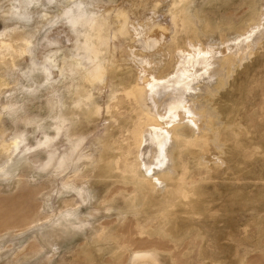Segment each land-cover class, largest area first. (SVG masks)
<instances>
[{
	"label": "rangeland",
	"instance_id": "obj_1",
	"mask_svg": "<svg viewBox=\"0 0 264 264\" xmlns=\"http://www.w3.org/2000/svg\"><path fill=\"white\" fill-rule=\"evenodd\" d=\"M0 264H264V0H0Z\"/></svg>",
	"mask_w": 264,
	"mask_h": 264
},
{
	"label": "bare ground",
	"instance_id": "obj_2",
	"mask_svg": "<svg viewBox=\"0 0 264 264\" xmlns=\"http://www.w3.org/2000/svg\"><path fill=\"white\" fill-rule=\"evenodd\" d=\"M247 48V47H246ZM248 49V48H247ZM244 51V50H243ZM247 51V50H246ZM199 52V51H198ZM201 55V53H199ZM203 54V53H202ZM246 54V53H244ZM210 57V56H209ZM207 58V57H206ZM210 67H212V63L209 64ZM153 129V128H152ZM158 153H156V160H155V165L156 166H164L168 164L170 160V154H168L167 150L165 149V146L167 144L165 139H160L158 142ZM149 170V169H148ZM159 182V180H158ZM160 183V182H159ZM161 184V183H160Z\"/></svg>",
	"mask_w": 264,
	"mask_h": 264
}]
</instances>
